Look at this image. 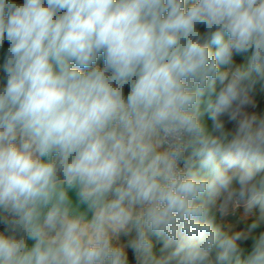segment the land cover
<instances>
[{
	"label": "clouds",
	"instance_id": "obj_1",
	"mask_svg": "<svg viewBox=\"0 0 264 264\" xmlns=\"http://www.w3.org/2000/svg\"><path fill=\"white\" fill-rule=\"evenodd\" d=\"M0 53V264H264V0H0Z\"/></svg>",
	"mask_w": 264,
	"mask_h": 264
},
{
	"label": "rangeland",
	"instance_id": "obj_2",
	"mask_svg": "<svg viewBox=\"0 0 264 264\" xmlns=\"http://www.w3.org/2000/svg\"><path fill=\"white\" fill-rule=\"evenodd\" d=\"M258 110H264L261 109L258 105ZM262 216H264V213H262L259 206L255 207L249 214L248 217L243 216V209L239 210L238 213L228 218L226 221L227 224H231L234 231H242L246 234V239H241L239 241L240 245L243 241L254 238L256 236H259L261 233H264V219H262ZM253 223H255V227H253ZM0 230H3L2 225H0ZM128 237H121L120 242L121 243H127ZM155 248L154 250L157 252V254H160V249L163 246V241L161 239H158L156 237H153ZM127 254L129 256L130 264H135V256L134 252L131 248L127 249Z\"/></svg>",
	"mask_w": 264,
	"mask_h": 264
},
{
	"label": "trees",
	"instance_id": "obj_3",
	"mask_svg": "<svg viewBox=\"0 0 264 264\" xmlns=\"http://www.w3.org/2000/svg\"><path fill=\"white\" fill-rule=\"evenodd\" d=\"M17 2H22V0H17ZM192 0H189V3H191ZM5 47H7V43L5 44ZM214 47V46H213ZM0 55H2V53H0ZM243 56H238L235 57V61L237 64L242 63L243 62ZM3 61L2 59H0V65H2ZM97 63L102 67L103 66V58L101 57L100 59H98ZM128 88H125V92L127 93ZM258 100V105L260 106L261 109H264V94H259L257 97ZM205 119L207 120V123L209 124V126H211V121L207 119V117H205ZM0 225H2L3 230L6 227L3 223H0ZM257 237V236H256ZM255 238V237H254ZM254 238L245 240L241 243V248L243 249V252L241 254V261H244L247 257V254L251 251V246L253 244Z\"/></svg>",
	"mask_w": 264,
	"mask_h": 264
},
{
	"label": "water",
	"instance_id": "obj_4",
	"mask_svg": "<svg viewBox=\"0 0 264 264\" xmlns=\"http://www.w3.org/2000/svg\"><path fill=\"white\" fill-rule=\"evenodd\" d=\"M82 210H84V209L82 208ZM32 243H33V241H31V240L28 241L29 246H31Z\"/></svg>",
	"mask_w": 264,
	"mask_h": 264
}]
</instances>
